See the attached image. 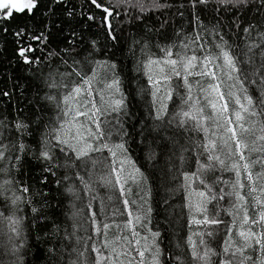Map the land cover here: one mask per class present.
<instances>
[{
	"label": "snow or ice",
	"instance_id": "snow-or-ice-1",
	"mask_svg": "<svg viewBox=\"0 0 264 264\" xmlns=\"http://www.w3.org/2000/svg\"><path fill=\"white\" fill-rule=\"evenodd\" d=\"M0 264H264V0H0Z\"/></svg>",
	"mask_w": 264,
	"mask_h": 264
},
{
	"label": "trees",
	"instance_id": "trees-1",
	"mask_svg": "<svg viewBox=\"0 0 264 264\" xmlns=\"http://www.w3.org/2000/svg\"><path fill=\"white\" fill-rule=\"evenodd\" d=\"M131 67V66H130ZM131 74V73H130ZM129 86L127 85V84H125V89L127 90V88H128ZM138 107H140L139 105H137ZM143 109H142V107H141V111H142ZM104 194V190L101 188L100 189V192L98 193V195H103ZM78 206H79V204H78ZM94 207H97L98 208V204L96 203V202H94ZM69 210H71V209H69Z\"/></svg>",
	"mask_w": 264,
	"mask_h": 264
}]
</instances>
